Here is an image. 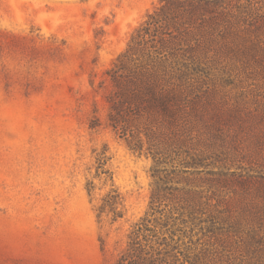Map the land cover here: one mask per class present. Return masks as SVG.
<instances>
[{
    "label": "rangeland",
    "instance_id": "obj_1",
    "mask_svg": "<svg viewBox=\"0 0 264 264\" xmlns=\"http://www.w3.org/2000/svg\"><path fill=\"white\" fill-rule=\"evenodd\" d=\"M159 1L0 0V264H115L157 175L170 264H264V0L175 17L198 100L155 167L108 125L105 73Z\"/></svg>",
    "mask_w": 264,
    "mask_h": 264
},
{
    "label": "trees",
    "instance_id": "obj_2",
    "mask_svg": "<svg viewBox=\"0 0 264 264\" xmlns=\"http://www.w3.org/2000/svg\"><path fill=\"white\" fill-rule=\"evenodd\" d=\"M159 3L134 29L125 50L105 73L110 88L106 97L108 125L125 140L129 151L150 157L155 167L167 164V153L179 141L186 118L195 113L198 100L195 82L191 80L197 60L189 42V49L180 48L191 34L185 29L186 23L175 17L185 6L210 5L205 0H160ZM157 176L150 212L132 226L127 246L115 264H170L176 247L164 238L159 240L158 233H150L151 239L144 233L150 231L149 217L155 221L156 214L157 219L164 217L161 227H166L177 212L172 208L166 212V206L160 209L161 204L154 208L155 203L164 201L168 184L167 176ZM169 240L174 241L173 233Z\"/></svg>",
    "mask_w": 264,
    "mask_h": 264
}]
</instances>
